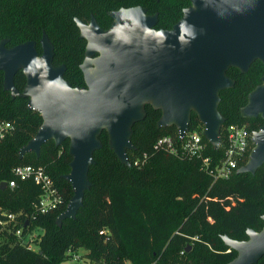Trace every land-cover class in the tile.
Here are the masks:
<instances>
[{"label": "trees", "instance_id": "16d2710c", "mask_svg": "<svg viewBox=\"0 0 264 264\" xmlns=\"http://www.w3.org/2000/svg\"><path fill=\"white\" fill-rule=\"evenodd\" d=\"M190 0H0V42L6 48L28 41L41 54L43 33L53 46V66H64L63 80L72 88L85 87L80 69L86 41L80 39L75 20L89 24L93 17L106 30L110 12L141 7L156 15L154 30H170L182 17ZM226 75L233 87L219 93L217 111L224 119L218 149L203 136V125L190 114L188 131L197 132L204 146V158L218 163L224 157L223 130L229 125L253 133L264 120L243 118L241 109L248 95L261 84L264 66L255 61L247 73L230 68ZM14 87L22 94L26 78L18 71ZM28 98L12 97L3 89L0 72V121L11 124L0 140V183L13 179L12 169L20 165L41 167L52 179L62 198L47 215L35 213L40 189L33 182H18L13 189L0 190V208L19 215L22 237L0 228V264H70L72 254L84 250L89 264H228L237 253L227 248L223 237L244 242L247 230L264 227V165L254 175L234 173L213 181L195 158L155 148L165 136L179 146L175 126L158 128L161 111L144 105V118L131 128L129 165L122 164L109 147L106 131L98 136L101 148L94 152L89 189L74 219L60 225L58 216L72 197L64 176L69 174V140L56 147L53 141L41 146L39 157L19 150L37 133L42 118L28 109ZM39 231L35 250L22 244L32 231ZM256 264H264V256Z\"/></svg>", "mask_w": 264, "mask_h": 264}, {"label": "water", "instance_id": "95a60500", "mask_svg": "<svg viewBox=\"0 0 264 264\" xmlns=\"http://www.w3.org/2000/svg\"><path fill=\"white\" fill-rule=\"evenodd\" d=\"M109 16L112 23L106 30L93 17L89 24L75 20L80 39L86 41L80 67L83 88H72L63 80L65 67L53 66V46L44 33L40 55L33 41L12 48L5 47L6 40L0 42L4 91L27 97L28 109L38 112L43 121L19 150V158L27 153L38 158L45 143L53 141L58 147L69 140L70 171L64 179L73 194L56 220L58 225L74 219L82 207L103 130L110 149L128 166L131 128L144 118V105L149 104L161 111L157 127L175 126L181 137L194 112L203 136L218 149L224 123L217 111L219 93L233 87L226 72L236 68L247 73L255 61L264 66V0H190L170 30H154L156 15H147L141 7ZM20 70L26 78L22 94L13 82ZM240 113L243 118L264 120V76ZM251 142L249 159L236 174L254 175L264 165V127L252 133ZM5 189L6 183H0V190ZM246 234L244 242L223 237L225 246L237 253L228 264H256L264 256V227Z\"/></svg>", "mask_w": 264, "mask_h": 264}, {"label": "built area", "instance_id": "2783aa9c", "mask_svg": "<svg viewBox=\"0 0 264 264\" xmlns=\"http://www.w3.org/2000/svg\"><path fill=\"white\" fill-rule=\"evenodd\" d=\"M11 124L0 121V140L4 139L10 132ZM224 137V157L218 163L210 158H204V146L201 136L197 132L187 131L183 137L177 136L179 146H175L173 139L169 136L160 138L155 148H166L169 153L175 155H184L189 158H195L201 162V170L209 174L213 181L228 179L238 169L243 167L253 150L251 142L252 134L245 127L238 125H229L223 130ZM13 179L6 183V188L13 189L18 182L31 181L40 189V195L34 204L35 213L38 215H47L56 210L62 203V198L55 189L52 179L45 173L41 167L31 165L16 166L12 170ZM19 215L6 212L0 208V228L1 231H13L17 237H22V228L18 220ZM35 231L27 234L22 240L25 247H31V243L37 238L33 235ZM33 241L31 242V240Z\"/></svg>", "mask_w": 264, "mask_h": 264}, {"label": "rangeland", "instance_id": "374dc122", "mask_svg": "<svg viewBox=\"0 0 264 264\" xmlns=\"http://www.w3.org/2000/svg\"><path fill=\"white\" fill-rule=\"evenodd\" d=\"M92 69H93V67H92ZM38 234H39V231L36 230L33 235H38ZM37 240H38L37 238L34 240V242H32L33 239L31 240L32 243H31L30 249L35 250L36 247H38L36 245L37 242H38ZM85 255H86V253H85L84 250H78V251H76L74 254H72V257H71L72 260H71L70 264H89V262L84 257Z\"/></svg>", "mask_w": 264, "mask_h": 264}]
</instances>
